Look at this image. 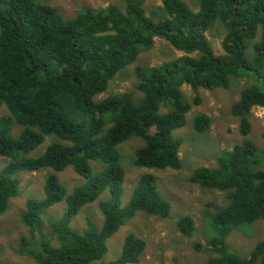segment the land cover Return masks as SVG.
Instances as JSON below:
<instances>
[{"label": "trees", "instance_id": "trees-1", "mask_svg": "<svg viewBox=\"0 0 264 264\" xmlns=\"http://www.w3.org/2000/svg\"><path fill=\"white\" fill-rule=\"evenodd\" d=\"M117 1L99 9L83 7L65 19L42 0H0V108L7 110L0 116V156L7 160L0 169V215L18 194L19 172H53L45 178L44 198L28 199L19 214L30 236V246L21 254L36 264L137 263L143 240L126 235L119 256L104 262L107 240L137 212L167 219L171 205L150 173L138 177L122 203L125 170L117 147L138 139L142 145L133 152V167L179 170L181 142L171 134L185 125L191 110L183 85L196 93L227 89L232 79H249L230 106L244 136L250 132L251 109H264V0H197L196 11L184 0H160L161 7L150 16L143 8L146 0ZM215 23L226 29L220 56L205 37ZM155 38L183 55L155 67H135L132 92L95 101L117 73L152 48ZM192 104H200L196 95ZM209 124L198 114L193 129L204 133ZM48 136L55 141L40 156L27 157ZM215 163V168L192 171L188 179L227 197V205L208 216L206 248L214 256L206 264H264V240L246 256L231 251L227 243L233 229L264 221V152L245 139ZM68 167L82 178L70 192L55 175ZM105 192L108 197L97 204L100 227L86 218L87 229H72L80 209ZM62 201L65 211L59 219L45 221V234L42 215ZM175 224L180 235L192 236L190 216L177 218ZM20 243L26 246L24 238ZM195 248L202 250L200 244Z\"/></svg>", "mask_w": 264, "mask_h": 264}, {"label": "rangeland", "instance_id": "rangeland-1", "mask_svg": "<svg viewBox=\"0 0 264 264\" xmlns=\"http://www.w3.org/2000/svg\"><path fill=\"white\" fill-rule=\"evenodd\" d=\"M184 1L192 10H197V0ZM42 2L56 8L65 19L73 18L83 7L99 9L109 4H118L117 0H42ZM159 7H161L160 0H146L143 4L148 16ZM225 34L226 29L220 23H215L205 32V37L217 56L224 54L221 42ZM257 40L258 38L255 41ZM182 55L183 53L176 51L165 40L155 38L152 48L140 53L133 64L117 73L109 82L106 91L96 96L94 100L99 101L109 95L132 92L137 84L135 67H155ZM250 83L249 79H232L227 89H198L196 93L188 86L181 87L186 101L191 104V110L185 116V125L171 134L173 139L181 142L179 170L133 167L131 164L133 152L142 145L138 139L130 138L117 147L125 170L122 203L128 201L138 177L150 173L156 179L160 195L170 203L171 211L167 219L137 212L107 240L104 262L112 261L119 256L123 239L128 234H134L145 243L144 251L135 264H206L207 260L214 256L206 248L210 232L208 216L215 211V207L221 208L227 205L226 194L202 189L188 179L192 171L199 167L215 168V160L221 153L230 151L245 139L250 140L256 149L264 152V109L259 107L251 109L248 115L250 132L245 136L239 131V118L230 113V106L238 99L240 90ZM195 95L200 99L199 105L192 104ZM138 97H140L139 93L136 94V98ZM6 113L4 107L0 108V116ZM198 114H204L210 120L209 127L204 133H198L193 129L194 118ZM18 132V128L15 127L14 135ZM52 141H55L53 137H46L45 141L27 157L40 156ZM6 164V158L0 156V169ZM91 165L94 169L99 168L96 163ZM50 173H53L52 170L45 168L37 172L21 171L17 174L18 194L9 200L6 211L0 215V264H36L30 257L21 254L30 246V236L20 223L19 214L24 211L28 199L44 198V182ZM55 175L68 192L74 188L73 186L82 183V178L77 176L71 167ZM107 197L108 193L105 192L94 203L82 207L72 219L71 228L79 233L83 232L87 229L86 218H90L95 227L99 228L102 216L97 204ZM65 208L66 204L62 201L51 206L42 215L45 234L49 233L45 221L50 218L59 219ZM187 215L193 220L194 230L190 237L180 235L175 224L177 218ZM22 238L25 239L26 246H21ZM263 240L264 221L258 220L247 227L233 229L228 235L227 243L231 251L239 256H246L255 244ZM52 244L57 245V241L53 240ZM199 244L202 250L195 248V245Z\"/></svg>", "mask_w": 264, "mask_h": 264}, {"label": "bare ground", "instance_id": "bare-ground-1", "mask_svg": "<svg viewBox=\"0 0 264 264\" xmlns=\"http://www.w3.org/2000/svg\"><path fill=\"white\" fill-rule=\"evenodd\" d=\"M19 188V187H18Z\"/></svg>", "mask_w": 264, "mask_h": 264}]
</instances>
